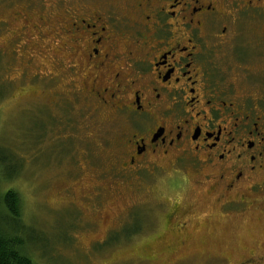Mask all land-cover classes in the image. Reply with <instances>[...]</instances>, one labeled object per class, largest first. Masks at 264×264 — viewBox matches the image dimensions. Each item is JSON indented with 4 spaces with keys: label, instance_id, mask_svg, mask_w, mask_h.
<instances>
[{
    "label": "flooded vegetation",
    "instance_id": "flooded-vegetation-1",
    "mask_svg": "<svg viewBox=\"0 0 264 264\" xmlns=\"http://www.w3.org/2000/svg\"><path fill=\"white\" fill-rule=\"evenodd\" d=\"M63 13L53 59L65 80L54 93L61 115L84 105L110 134L82 159L100 167H88L96 180L81 196L87 207L71 204L74 216L88 212L97 225L102 192L132 188L146 201L126 215H154L181 248L194 235L186 209L195 205L181 203L190 190L214 209L205 226L246 213L264 220V0H94L64 3Z\"/></svg>",
    "mask_w": 264,
    "mask_h": 264
},
{
    "label": "rangeland",
    "instance_id": "rangeland-1",
    "mask_svg": "<svg viewBox=\"0 0 264 264\" xmlns=\"http://www.w3.org/2000/svg\"><path fill=\"white\" fill-rule=\"evenodd\" d=\"M61 1L0 0V21L6 23L0 24V81H7L11 86L10 89L0 88V98L4 93L0 102V155L7 160L14 157L8 144L15 145L13 150L21 158L24 156V167L18 176L4 182V187L15 190L20 198L22 217L27 223L23 238L36 261L39 264H238L250 255H264V220L261 217L251 213L240 217L232 215L227 220L210 221L205 226L207 219L202 220L203 213L214 212V209L206 205L204 195L192 190L181 202L184 208L194 204L186 209V215L196 216L192 225L193 239L185 242L184 247H179L170 233L163 234L160 227L156 230L152 223L154 215H144L147 223L141 232L130 239L121 238L110 248L96 250L93 235L102 237L105 233L86 230V221L96 216L87 212L85 219L80 220L74 216L71 204L87 207L81 196L92 188L89 179L96 180L92 178L95 174L88 172L98 168H88L95 165L87 162L90 166H85L82 159L90 153L88 149H92L93 155L99 152L104 144L101 138L110 135L109 126L105 117L87 114L84 105L65 117L56 114L54 93L64 88L65 80L57 74L60 68L53 62L54 56L61 54L57 33L64 3H94V0ZM39 18L43 19L42 23ZM41 108L60 118L53 131L60 136L55 144L67 153L61 157L55 152L49 160L38 157L41 153L33 149L34 143L29 144L27 151L18 148L24 146V137L42 134ZM75 120L79 123L75 124ZM69 121L72 127L65 124ZM52 145L51 140H45L43 150ZM74 161H81V166H72ZM12 163H15L13 158ZM17 170V166L10 164L5 173L14 176ZM188 178L192 189L195 179L190 172ZM101 184L109 188L108 182ZM165 196L168 195L148 196L147 201L157 197L163 200ZM99 201L104 219L98 221V229L106 220L126 219V208L146 201V197L133 194L132 188H127L118 197L110 196L109 191L102 192ZM149 207L143 205L148 211ZM255 220L257 224L253 223ZM158 237H162L161 240H157ZM171 244L174 246H169Z\"/></svg>",
    "mask_w": 264,
    "mask_h": 264
},
{
    "label": "trees",
    "instance_id": "trees-1",
    "mask_svg": "<svg viewBox=\"0 0 264 264\" xmlns=\"http://www.w3.org/2000/svg\"><path fill=\"white\" fill-rule=\"evenodd\" d=\"M5 87L10 89L11 86L7 81H0V88L4 89ZM57 93L61 92L58 91ZM1 96L4 97V93ZM54 96L57 97V101L54 103L57 106L56 114L62 116L60 115V113L63 110L61 108V105L59 104L61 99L57 94H55ZM59 116L52 115L49 111H45V109H43L42 113L39 116V118H42L44 120L42 134L40 136L28 135L27 137H24V146L27 149L24 146L18 148H20V150L22 149L23 151H27L30 148L29 144L31 145L32 143H34L33 149H36V152L41 153L37 156L45 160L48 158L50 159L51 153L53 152L59 155L58 157L67 154L63 153L57 143L55 144L54 142H57L59 139L58 137H60L56 134V131H53L54 129H56L57 123H59ZM66 124L69 123L66 122ZM45 140H51L53 145L48 149L43 150ZM7 146L10 152L15 157H12L15 160V163H12L11 157H9L10 160H7L5 156L0 155V264H39L34 257V252L32 251V249H30L29 244L23 238V235L25 234V232H27V223L22 217L20 198L15 190H13L12 188H8L7 186L4 187V182H8L15 176H18V174L24 167L22 161V158H24V156L21 154V158V156L13 150V148H16L15 145H12L11 147L7 144ZM65 149L67 150V146H65L64 150ZM44 151L46 154H43ZM17 161H19V163ZM10 164H14L18 167L19 171L17 170L18 173L16 172L14 176L6 175L7 173H5L7 166H9Z\"/></svg>",
    "mask_w": 264,
    "mask_h": 264
},
{
    "label": "snow or ice",
    "instance_id": "snow-or-ice-1",
    "mask_svg": "<svg viewBox=\"0 0 264 264\" xmlns=\"http://www.w3.org/2000/svg\"><path fill=\"white\" fill-rule=\"evenodd\" d=\"M146 223L147 221L141 218L139 214H132L124 220L118 218L106 220L99 229L94 223H89L86 225V230L92 233H97L98 231L105 233L102 237L97 235L92 237L96 250L102 251L105 248H110L121 238L130 239L133 235L138 234L143 230Z\"/></svg>",
    "mask_w": 264,
    "mask_h": 264
},
{
    "label": "bare ground",
    "instance_id": "bare-ground-1",
    "mask_svg": "<svg viewBox=\"0 0 264 264\" xmlns=\"http://www.w3.org/2000/svg\"><path fill=\"white\" fill-rule=\"evenodd\" d=\"M63 1V0H62ZM61 1V2H62ZM83 1V0H82ZM54 4V3H53ZM41 5V4H40ZM9 25V24H8ZM25 26V25H24ZM1 30V29H0ZM24 30H26V29H24ZM134 31V30H133ZM1 33V32H0ZM138 33V32H137ZM12 39V38H11ZM262 49V48H261ZM254 58V57H253ZM251 60V59H250ZM254 60V59H253ZM254 62V61H253ZM226 86V85H225ZM261 86V85H260ZM245 96V95H244ZM62 102V101H61ZM259 105V104H258ZM261 105V104H260ZM46 132V131H45ZM32 150V149H31Z\"/></svg>",
    "mask_w": 264,
    "mask_h": 264
}]
</instances>
